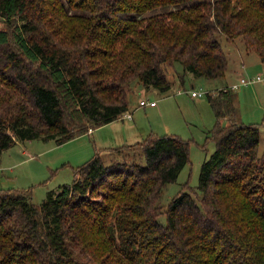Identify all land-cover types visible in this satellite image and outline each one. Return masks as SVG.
I'll return each mask as SVG.
<instances>
[{
	"label": "trees",
	"instance_id": "trees-1",
	"mask_svg": "<svg viewBox=\"0 0 264 264\" xmlns=\"http://www.w3.org/2000/svg\"><path fill=\"white\" fill-rule=\"evenodd\" d=\"M0 23V154L124 120L133 86L172 88L168 68L182 85L224 78L220 37L264 63V0H0ZM234 98L228 86L209 96L215 149L197 191L167 207L163 189L189 163L177 135L107 152L136 147L130 163L96 150L40 204L0 191V264H264V149Z\"/></svg>",
	"mask_w": 264,
	"mask_h": 264
},
{
	"label": "rangeland",
	"instance_id": "rangeland-1",
	"mask_svg": "<svg viewBox=\"0 0 264 264\" xmlns=\"http://www.w3.org/2000/svg\"><path fill=\"white\" fill-rule=\"evenodd\" d=\"M2 23H0V27ZM228 60V69L224 78L207 80L202 77L187 75L184 84L175 78L172 68L166 69L172 88L167 93H151L141 85L133 86L128 94L129 111L134 123L141 127L120 133H107V138L114 141L127 138L129 141L139 139L143 131L148 135H177L189 143V163L180 172L174 183L168 184L162 192L160 204L167 207L170 201L182 191H197L201 165L214 151L215 144L208 140L209 131L213 128L216 117L209 104V96H216L220 89L237 84L241 78L251 79L256 76L264 78V66L258 55L248 51L240 39L229 43L224 37L219 38ZM176 69H181L176 65ZM185 92L175 94V89ZM202 93L198 99H192L190 92ZM238 118L243 124H258L261 137L259 152L264 149V82L232 90ZM140 100L155 101L157 108L140 106ZM124 122H119L124 123ZM168 127V130L165 129ZM142 128V129H141ZM153 131V132H152ZM145 136V137H146ZM143 137V135H142ZM144 137V138H145ZM125 138V139H126ZM141 139V138H140ZM136 147L124 149L115 154H103L105 164L120 160L130 163L140 158ZM93 146L89 136L80 141L71 140L56 145L53 140L16 141L15 145L0 154V191H27L35 204H40L50 192H56L63 185H70L74 179L73 169L80 166L93 155ZM141 163H144L141 160ZM160 222L165 217L161 215Z\"/></svg>",
	"mask_w": 264,
	"mask_h": 264
},
{
	"label": "crops",
	"instance_id": "crops-1",
	"mask_svg": "<svg viewBox=\"0 0 264 264\" xmlns=\"http://www.w3.org/2000/svg\"><path fill=\"white\" fill-rule=\"evenodd\" d=\"M262 66H264V63L262 64ZM175 94H181V93H177V91L179 90L178 89H175ZM158 93L156 90L152 89L151 90V93ZM189 92L187 91L186 94H188ZM191 97V95H190ZM192 99H198V97H191ZM157 108V104L156 106H154L153 108L151 109H155ZM130 109V108H129ZM128 109V111H129ZM131 113V112H130ZM133 121V116H132V119L130 120H116L114 122H111L107 125H104L102 127H99V128H96V129H91V132L88 133L87 135L85 136H89L90 137V140H91V144L93 146V153H95L96 150H102V155L105 153V154H108L107 152H109V149L111 148H116V147H120V146H125V145H132V144H135L139 141H141L142 139H144V137L148 134L149 131H145V133H143V131L141 133H139V139H135V140H132V141H129L126 137L125 138H121V139H117L116 138V135H113L114 136V141H112L111 139H108L107 138V133H111V134H115L116 132L117 133H120L122 131H129V129H138L140 128L141 126L137 124V121H135L134 123H125L124 121ZM124 122V123H120L119 122ZM142 129V128H141ZM166 131L168 130V127L165 129ZM153 132V131H152ZM143 135V137H142ZM85 136H82V137H79V138H76V139H73V140H76V141H80L81 139H84ZM141 138V139H140Z\"/></svg>",
	"mask_w": 264,
	"mask_h": 264
},
{
	"label": "built area",
	"instance_id": "built-area-1",
	"mask_svg": "<svg viewBox=\"0 0 264 264\" xmlns=\"http://www.w3.org/2000/svg\"><path fill=\"white\" fill-rule=\"evenodd\" d=\"M257 82H264V78H262L261 76H256L255 78H251V79L241 78L237 84H233L230 86V90H236V89H239V87H245V86H248L250 84L257 83ZM183 92H187V91H183ZM179 93H182V91L180 90ZM190 95H191V97H201L202 93L192 91V92H190ZM139 103H140V106H147V105H149L151 107L156 106L155 101L148 102L145 100H140ZM120 118L124 119V120H130V119H132V115L130 112H127V113L123 114ZM90 132H91V130L88 131V133H90Z\"/></svg>",
	"mask_w": 264,
	"mask_h": 264
}]
</instances>
